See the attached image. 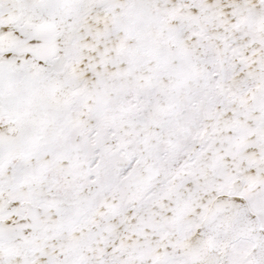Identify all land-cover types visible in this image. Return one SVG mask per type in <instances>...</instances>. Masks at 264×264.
Here are the masks:
<instances>
[{
	"label": "snow or ice",
	"instance_id": "6c2138e0",
	"mask_svg": "<svg viewBox=\"0 0 264 264\" xmlns=\"http://www.w3.org/2000/svg\"><path fill=\"white\" fill-rule=\"evenodd\" d=\"M0 264H264V0H0Z\"/></svg>",
	"mask_w": 264,
	"mask_h": 264
}]
</instances>
